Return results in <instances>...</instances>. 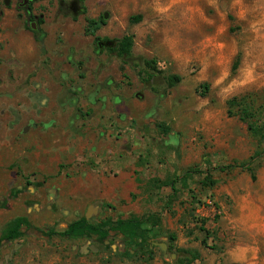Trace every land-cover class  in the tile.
<instances>
[{
  "label": "rangeland",
  "instance_id": "374dc122",
  "mask_svg": "<svg viewBox=\"0 0 264 264\" xmlns=\"http://www.w3.org/2000/svg\"><path fill=\"white\" fill-rule=\"evenodd\" d=\"M70 1L40 3L60 48L40 56L54 88L38 107L32 68L0 28V234L17 216L56 231L2 241L0 264H175L179 248L197 251L195 264H264V141L228 113L232 97L264 106V0H85L75 20ZM100 17L96 35L133 34L125 61L86 39L85 19ZM248 160L251 172L238 166ZM86 214L139 218L146 233L130 244L60 235Z\"/></svg>",
  "mask_w": 264,
  "mask_h": 264
},
{
  "label": "trees",
  "instance_id": "16d2710c",
  "mask_svg": "<svg viewBox=\"0 0 264 264\" xmlns=\"http://www.w3.org/2000/svg\"><path fill=\"white\" fill-rule=\"evenodd\" d=\"M81 5L79 6V14L85 13L86 8L83 4L85 0H77ZM73 19L77 18V15L72 16ZM142 16L140 14L134 15L130 17V22H138L140 21ZM87 26L86 32L90 35L94 36V42L99 45H103L105 51L117 58L125 61L132 54V49L134 45V36L133 34H124L119 38H109V37H100L96 35V31L99 29L100 25L104 24L105 21L100 17L98 20L87 18ZM144 64L147 68L151 70H155L156 62L154 60H144ZM150 77V76H149ZM180 77L177 75H171L166 78L167 86L173 87L178 81ZM203 87V94L208 89V86L205 84ZM202 94V95H203ZM229 106V114H237L239 119L247 124L248 130L251 133L258 135L262 141H264V106H260L258 108L254 107L249 100L245 96L241 98L232 97L228 100ZM236 108V111L232 109ZM259 117L260 119H254ZM240 164V165H239ZM238 166L241 168H246L248 171H252L250 167V161L248 160L245 163H238ZM231 165H225L219 167L221 171L229 170ZM252 179H255L254 174H252ZM211 183H213L211 181ZM26 231H33L40 236H51L55 235L56 231L54 227L49 228H37L33 226L26 216H17L12 218L8 223L4 226L1 234H0V244L2 241H13L22 237ZM60 235L77 239L84 238L86 236H93L98 238H106L108 239L111 235L115 234L119 238H125L126 243L130 244L135 242L137 238L140 236H144L146 230L143 227V222L139 218L133 219H117L114 222H111L108 219L103 220H92L87 219L84 216L69 222L65 228L59 232ZM172 240L174 237L171 235ZM179 253L178 258L175 260V264H195V261L199 259V253L195 250L190 249H177ZM127 256H130L131 253L129 250L125 251ZM198 264V263H197Z\"/></svg>",
  "mask_w": 264,
  "mask_h": 264
},
{
  "label": "crops",
  "instance_id": "0c3cea01",
  "mask_svg": "<svg viewBox=\"0 0 264 264\" xmlns=\"http://www.w3.org/2000/svg\"><path fill=\"white\" fill-rule=\"evenodd\" d=\"M0 28L4 29V32H2V37L7 38V43H6L7 50L13 51V58L22 60L30 64V67L32 68V70L29 71V73L27 74V76L29 77V82H28V86L26 85V89L28 90V93L30 94L29 104L31 105V107H38V105L36 104L37 103L36 99L41 98V96H45L46 91L52 90L54 88V87H51L48 83H45L43 81L45 79L44 73L38 70L40 69L39 66L43 64L42 63L43 57L41 59L38 46L36 42L33 40L30 33L23 31L21 29V22L14 16L11 10H5L3 17L0 19ZM84 32L86 33V36L88 37L86 39H88V41H91L93 43L94 36L88 34L86 32V28H84ZM54 42H55L54 38H51L50 36H46L44 40L45 49H47L50 52V56L52 57H55L53 53H56L57 48H60V43L56 45L54 44ZM5 53L6 55H8L7 52ZM51 67L53 69V65ZM62 72L63 71H59V76L61 75ZM54 74H56V70H51V73H50L51 77ZM52 78L55 79L56 77H52ZM59 79L62 80V78H59ZM56 81L58 80L56 79ZM117 141H120V142L115 148V150L118 149V151H120V149L124 147L123 146L124 141H121V140H117ZM108 151H109L108 152L109 154L112 153L110 149ZM125 163L126 162L121 163L122 167L125 166V168H127L128 166L126 167ZM150 171L151 169H148L146 171V174L148 175L147 177L148 179H150L151 177ZM177 179H179L180 181L181 180L184 181V175L179 176ZM172 183L173 182H171L169 185L171 189L174 188V184Z\"/></svg>",
  "mask_w": 264,
  "mask_h": 264
},
{
  "label": "flooded vegetation",
  "instance_id": "af4514ba",
  "mask_svg": "<svg viewBox=\"0 0 264 264\" xmlns=\"http://www.w3.org/2000/svg\"><path fill=\"white\" fill-rule=\"evenodd\" d=\"M42 1L43 0H0V19L3 17L5 10H11L14 16L21 22V29L23 31L29 32L33 40L36 42L40 55L43 54L44 56L46 55L50 56V52L47 49H45V44H44V40L47 36V33L44 28V19H45L44 12L40 8V3ZM70 3L72 4L71 10L74 13L72 16L75 15L78 16L80 14H83V13L79 14L80 7H78V5L76 4L78 3L77 0H71ZM60 8H62L61 3H60ZM93 43L97 47H103V45H99L98 43H95L94 39H93ZM44 59L42 60V63ZM62 76L63 73H61L60 75V78H62L63 80L65 76L63 77ZM26 129L27 128H25V130ZM54 196H57L56 193H54ZM51 203H53V199L51 200ZM49 210L51 212H54L56 208L55 207L52 208V206H49ZM108 239L112 240L113 237L110 236ZM92 242L94 243L93 240L88 241L89 244H87L86 250L92 251L91 248V245L93 244Z\"/></svg>",
  "mask_w": 264,
  "mask_h": 264
},
{
  "label": "water",
  "instance_id": "95a60500",
  "mask_svg": "<svg viewBox=\"0 0 264 264\" xmlns=\"http://www.w3.org/2000/svg\"><path fill=\"white\" fill-rule=\"evenodd\" d=\"M103 18H104V19H107V18H108V13H107V12H104V13H103ZM93 209H95V208H93ZM85 218L89 219V215L86 214V215H85ZM91 248H92V251H93V252H96V251H97V248H95L93 245H91ZM161 248H162V250H165V245L162 244Z\"/></svg>",
  "mask_w": 264,
  "mask_h": 264
}]
</instances>
